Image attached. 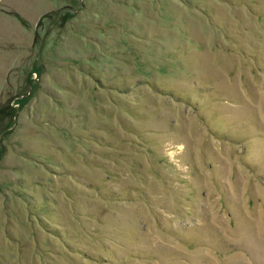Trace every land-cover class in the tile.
Segmentation results:
<instances>
[{
  "label": "rangeland",
  "instance_id": "rangeland-1",
  "mask_svg": "<svg viewBox=\"0 0 264 264\" xmlns=\"http://www.w3.org/2000/svg\"><path fill=\"white\" fill-rule=\"evenodd\" d=\"M0 264H264V0H0Z\"/></svg>",
  "mask_w": 264,
  "mask_h": 264
}]
</instances>
